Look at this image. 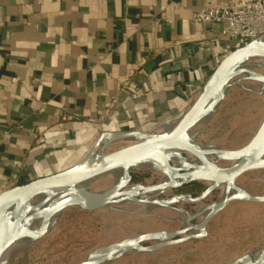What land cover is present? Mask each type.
<instances>
[{"label": "crops", "instance_id": "0c3cea01", "mask_svg": "<svg viewBox=\"0 0 264 264\" xmlns=\"http://www.w3.org/2000/svg\"><path fill=\"white\" fill-rule=\"evenodd\" d=\"M225 1L0 0V194L78 166L101 140L181 122L240 47L191 20ZM263 94L243 106L254 134Z\"/></svg>", "mask_w": 264, "mask_h": 264}, {"label": "rangeland", "instance_id": "374dc122", "mask_svg": "<svg viewBox=\"0 0 264 264\" xmlns=\"http://www.w3.org/2000/svg\"><path fill=\"white\" fill-rule=\"evenodd\" d=\"M239 69L243 71L234 77L236 83L222 89L230 94L228 99L212 114L199 115L182 136L221 169L241 160L222 154L242 149L254 136L255 118L243 106L252 104L246 101L251 98L248 89L257 90L264 84V56L248 57ZM249 77L259 82L252 83ZM261 98L262 112L264 94ZM179 124L101 143L86 161L135 149L145 140L172 133ZM145 157L128 169L129 180L121 189L126 193L104 207H83L82 197L79 205L76 202L45 217L43 211L61 198V192L50 190L30 195L24 201L27 204H7L1 215L0 241L17 233L26 242L11 252L16 244L13 240L2 252L0 264H83L91 258L98 259L95 264H228L242 256L254 261L264 245V200L231 201L203 227L200 224L207 208L236 190L264 197V167L242 172L226 187L196 174L199 159L185 150L163 149ZM116 169L75 186L103 193L120 180ZM134 239H140L135 247H115Z\"/></svg>", "mask_w": 264, "mask_h": 264}, {"label": "water", "instance_id": "95a60500", "mask_svg": "<svg viewBox=\"0 0 264 264\" xmlns=\"http://www.w3.org/2000/svg\"><path fill=\"white\" fill-rule=\"evenodd\" d=\"M252 55H261L264 56V40L259 38L257 40H253L249 42L247 45L239 47L238 49L234 50L231 54H229L220 64L218 67L217 72L211 79V84L204 94V96L193 106L189 114L184 117L178 128L174 130L172 133L151 138L141 142L140 144L134 146L135 149H130L134 151H138L140 153L139 158H144L147 154L153 153L158 148L166 145L167 143L181 139V148L199 160H203L206 164H211L212 162L208 161L203 153L189 144L186 140L182 139L183 134L185 133V129L190 126L199 115H202L203 112L210 110L215 103L221 99L222 97V89L226 86L227 80L235 75L243 71L242 69H235L238 64L248 57ZM258 79V78H257ZM264 81V80H263ZM215 96V99L211 102L209 100ZM139 133V132H138ZM102 144H105V140L99 141ZM97 146V145H96ZM95 146V148H96ZM94 148V149H95ZM93 149V150H94ZM93 150L86 156V158L76 167L52 174L49 176H45L42 178H37L31 180L25 184L18 185L12 187L8 190H5L0 194V234H1V215L3 212V208L9 204L10 200L18 195L27 194L28 197L32 194H35L40 191L48 190L55 184L59 183L60 181L73 176L78 175H86L88 177L101 174L103 172L112 170L117 168L125 163H127V158L113 160V161H104V162H94L90 164L92 161H96V159L87 162V158L91 155ZM264 153V119L259 126L257 132L254 134L251 141L242 149L227 153L230 154L228 158H240L241 160L237 163L227 167V168H218V173L216 180L217 181H232L235 177H237L242 172L257 168V167H264V164L259 165L261 162V157ZM129 180V175L125 179H120L114 186H112L109 190L100 193L99 196L96 197V200L88 205L86 208L88 209H96L104 207L105 205L111 203L115 198L121 195L122 187L127 183ZM86 193L87 192L84 188H82ZM94 194V193H91ZM27 197V198H28ZM238 200V201H245V202H260L264 200V197L252 195L243 190H236L228 195H226L222 200H220L216 205V211L227 205L229 202ZM73 203L67 200L56 201L51 206L47 208L48 214H51L59 209H62L67 206H71ZM47 217V216H46ZM17 233L12 234L9 237H5L0 241V257L4 249L15 239H17ZM135 244L133 246H127L126 242L117 244L115 247L120 248H131L137 246L140 239H134ZM98 259L91 258L87 262L83 264H95ZM264 262V245L262 246L259 255L254 257V261L250 262L247 260L246 256H242L228 264H263Z\"/></svg>", "mask_w": 264, "mask_h": 264}, {"label": "bare ground", "instance_id": "6f19581e", "mask_svg": "<svg viewBox=\"0 0 264 264\" xmlns=\"http://www.w3.org/2000/svg\"><path fill=\"white\" fill-rule=\"evenodd\" d=\"M181 142H182L181 139L173 140V141L167 143L166 145L158 148V150H156L155 152L161 153V151L163 149H167V150H170L172 152L179 153L180 151L183 150L181 148ZM155 152H153V153H155ZM229 156H230V154H227V153L222 154V157H229ZM139 157H140V153L138 151L127 149V150L121 151V152L116 153V154H114L110 157H107V158L96 159V161H92V162H90V164H92L94 162L99 163V162H104V161H113V160H119V159L127 158V163L117 167L116 172H115L116 177H118L120 179H125L127 176V173H128V169L130 167L136 166L137 163L147 159L146 157H144V158H139ZM161 158L162 159L164 158L163 154H161ZM199 162H200V164L194 168V170H196V174H200L199 176L201 178L207 180L208 182H210V184L211 183H213V184L222 183V184L226 185V187H227V184L229 181H217L216 180L217 173H218V167L217 166H215L213 163L206 164L203 160H199ZM262 164H264V162L260 163L259 165H262ZM87 179H88V176H86V175H78V176L68 177V178L60 181L59 183L55 184L54 186H52L48 190L61 192V198L59 200H57V202L62 201V200H67V201H70L71 203H73L72 205H75L76 202H77L76 205H79V203L82 202L81 200L85 199V205L86 206H83V207H87L88 205H90L92 202H94L96 200L97 196H99V194L86 193L82 188L75 186L77 183L84 182ZM125 193L126 192H122L121 195H123ZM27 197H28L27 194L18 195L16 197L12 198L9 202L10 203L12 202V204H14L13 202H15V203L17 202V203L21 204L22 202H24L27 199ZM24 203H26V202H24ZM216 205H217V203L212 204L209 208H207L205 210V213L203 214V217H202L203 220L200 224V225H202V227L205 225L206 220L216 211ZM16 206H17V204H16ZM24 206H26V205L24 204ZM60 210L61 209H59L55 212H58ZM55 212H53V213H55ZM53 213L48 214L47 209H45L43 211V215L45 217L46 216L49 217V216L53 215ZM14 242H16V244L12 248L11 252H15L19 248L24 246L26 240L20 239L19 241L16 240ZM126 243H127V246H133L135 244V240H130V241H127ZM258 255H255V256H258Z\"/></svg>", "mask_w": 264, "mask_h": 264}, {"label": "built area", "instance_id": "2783aa9c", "mask_svg": "<svg viewBox=\"0 0 264 264\" xmlns=\"http://www.w3.org/2000/svg\"><path fill=\"white\" fill-rule=\"evenodd\" d=\"M191 20L207 25L221 24L220 36L236 39L239 46L264 40V0H227L193 10Z\"/></svg>", "mask_w": 264, "mask_h": 264}]
</instances>
